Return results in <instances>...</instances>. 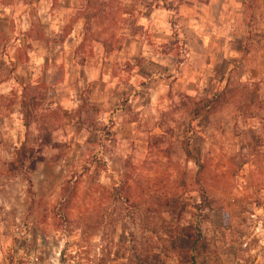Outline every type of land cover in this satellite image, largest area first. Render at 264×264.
<instances>
[{
    "label": "rangeland",
    "instance_id": "374dc122",
    "mask_svg": "<svg viewBox=\"0 0 264 264\" xmlns=\"http://www.w3.org/2000/svg\"><path fill=\"white\" fill-rule=\"evenodd\" d=\"M121 2L65 0L71 12L52 36L35 16L28 37L15 38L26 61L27 39L66 42L71 52L49 79L48 55L34 53L31 83L0 99V264H137L151 252L186 264L165 246L174 224L158 211L170 199L183 210L175 224L200 233L195 264H264V248L250 252L264 233V220L252 217L264 215V6L229 0L210 13L209 67L199 64L190 80L155 83L131 73L142 65L132 60L90 86L73 64L94 45L121 44L135 15L123 17ZM78 17L75 45L67 35ZM121 183L126 203L112 190Z\"/></svg>",
    "mask_w": 264,
    "mask_h": 264
},
{
    "label": "crops",
    "instance_id": "0c3cea01",
    "mask_svg": "<svg viewBox=\"0 0 264 264\" xmlns=\"http://www.w3.org/2000/svg\"><path fill=\"white\" fill-rule=\"evenodd\" d=\"M148 1L145 3L146 7H137V0H122L121 4L125 9L122 8L121 15L126 18L133 13L135 15L122 29L121 44L116 48L94 45L80 64H73V70L79 72L86 84L95 86L109 83L112 77L111 67L121 63L126 66L132 60H140L142 65L131 69V73L138 77L144 75L147 80L155 83H159L162 78L167 81L190 80L192 70L199 67V64L201 70L209 67L205 59L210 50L205 38L214 36L215 30L210 26L208 16L212 12L221 13V7L224 8L229 0ZM34 2L35 0H0V99L14 86L23 87L31 83L32 75L37 71V66L31 61L34 53L42 51L48 55L42 73L49 79L50 72H54L56 67L54 63L64 65L67 53L71 52L68 47L70 44L66 42L51 47L49 42L42 39L36 40L37 45L33 46L34 41L27 39L25 43L32 45L26 49L29 59L26 61L25 58H18V47L23 44L20 45L15 38L28 37V25L35 16L42 18V35L49 37L57 28H62L71 12V3L65 4V0H37L36 5ZM255 3L259 10L264 6V0H256ZM21 21H25V26ZM82 23L83 18L78 17L67 35L79 39L75 45L83 36ZM145 35L150 41L144 39ZM182 43L186 46L184 50L176 45ZM159 45L160 48L157 47ZM70 77L65 71V80ZM71 78L76 80L78 76Z\"/></svg>",
    "mask_w": 264,
    "mask_h": 264
},
{
    "label": "trees",
    "instance_id": "16d2710c",
    "mask_svg": "<svg viewBox=\"0 0 264 264\" xmlns=\"http://www.w3.org/2000/svg\"><path fill=\"white\" fill-rule=\"evenodd\" d=\"M107 133L109 134L110 132ZM185 153L187 155L189 154L187 148L185 149ZM33 166L34 164L32 163L29 166V169L32 170L34 168ZM26 183L30 205L32 203L33 192L31 190V180L28 176L26 177ZM112 190L117 192L122 203H126L128 201V196L125 194V187L122 183L119 187L112 188ZM182 212V207L181 205L179 207V203L176 199H170L166 203V207L164 208V210L158 211V215H160L161 213H165L167 215L165 217L166 221H168V223L171 222L172 224H174V228L167 231L169 240L167 241L168 243L165 244V246L170 253L174 252L178 254V261L181 259H186V264H195L194 251L196 247H198L201 236L196 227L190 222H187V224L183 225V227H178L177 224H175L177 223L176 221L181 217ZM155 245L157 244L155 243V241H153L149 245V247H155ZM160 250H165V247H161ZM179 254H181V256ZM117 257L121 258L122 255H119ZM150 257L151 259H148V256H145V259L143 260L138 259L137 264H171L169 260L166 259V257L159 258V254L156 252H151Z\"/></svg>",
    "mask_w": 264,
    "mask_h": 264
},
{
    "label": "built area",
    "instance_id": "2783aa9c",
    "mask_svg": "<svg viewBox=\"0 0 264 264\" xmlns=\"http://www.w3.org/2000/svg\"><path fill=\"white\" fill-rule=\"evenodd\" d=\"M253 218H256L259 223L262 224V220H264V215L260 216L257 213L252 214ZM263 218V219H262ZM264 229V227H263ZM243 246L246 245V242L242 243ZM264 248V233H260V234H256L253 236V240L251 243V247H250V252L252 253V256H258L260 253V249ZM263 251V250H262ZM262 258H264V254L261 256Z\"/></svg>",
    "mask_w": 264,
    "mask_h": 264
}]
</instances>
